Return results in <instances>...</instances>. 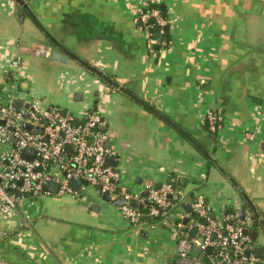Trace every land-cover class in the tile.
I'll list each match as a JSON object with an SVG mask.
<instances>
[{
	"label": "crops",
	"instance_id": "crops-1",
	"mask_svg": "<svg viewBox=\"0 0 264 264\" xmlns=\"http://www.w3.org/2000/svg\"><path fill=\"white\" fill-rule=\"evenodd\" d=\"M154 2L169 20L167 44L149 48L137 8ZM14 75L21 100L35 87L67 98L76 116L98 110L118 159L108 164L127 189L172 181L179 212L197 196L216 220L245 211L264 264V0H0L4 102ZM210 110L224 117L215 133ZM178 260L168 228L132 227L93 187L22 200L15 217L0 219V264Z\"/></svg>",
	"mask_w": 264,
	"mask_h": 264
},
{
	"label": "built area",
	"instance_id": "built-area-1",
	"mask_svg": "<svg viewBox=\"0 0 264 264\" xmlns=\"http://www.w3.org/2000/svg\"><path fill=\"white\" fill-rule=\"evenodd\" d=\"M137 15L147 46H165L169 20L159 4L139 6ZM157 34L162 37L161 41L157 40ZM41 52L45 53L38 50ZM18 67L19 61L14 60L10 71L14 73ZM13 79L12 87L2 88V92L7 93V101L0 99V219L15 217L23 196L45 195L43 184L46 181L58 183L61 196L78 197L87 187L100 188L112 200L126 202L118 208L132 227L162 225L168 228L176 241L179 264H203L204 259L208 264L257 263L254 243L244 233L247 223L238 213L216 220L203 196H197L191 203V211L179 212L176 198L180 192L172 181L160 186L146 181L144 194L127 189L121 184V171L106 162L115 152L106 145L108 136L102 131L105 121L98 110L90 107L76 116L55 105L39 111L36 103L23 100L29 104L25 118L13 105L19 99L14 92L15 75ZM9 88L13 92H9ZM206 118L213 133L221 128L224 120L217 110H210ZM25 124L30 130L25 129ZM246 138L252 140L254 136L247 133ZM67 147L71 149L65 152ZM26 149L34 151V159L22 156ZM75 179L81 181L79 190L71 186Z\"/></svg>",
	"mask_w": 264,
	"mask_h": 264
},
{
	"label": "water",
	"instance_id": "water-1",
	"mask_svg": "<svg viewBox=\"0 0 264 264\" xmlns=\"http://www.w3.org/2000/svg\"><path fill=\"white\" fill-rule=\"evenodd\" d=\"M156 36H157L158 38H160V39L162 38L159 34H157ZM51 59H52V60L65 61V58H62V56H61L60 54H58V53H56V52H54V51L51 52ZM13 105H14V108H15L18 112H20L25 118H27V112H26V109L29 108V104H25V102H24L23 100H21V99H16V100L14 101V104H13ZM25 129L30 130V127H29L27 124H25ZM70 149H71L70 147H67V148L65 149V152H68ZM30 154H31V156H30ZM22 156H23V157H26V158H29V159L32 160V159H34L35 153H34V151H32L31 149H26V150H24ZM111 159H114V160L116 161V165H117V163H118V159H117L116 157H112V156L107 157L106 162L109 163V161H110ZM180 179H183V178H180ZM19 185H22V181L19 182ZM71 186H72L74 189H77V190H78V189L80 188V186H81V181H80L79 179H75V180L71 183ZM59 188H60L59 184L56 183V182H53V181H46V182H44V184H43V191H44L45 193L58 194V192H59ZM97 191H98V194H100V195L102 196V198H103L106 202H109V203H111L112 205H115V206H118V207H119V206H122V205H124V204L126 203V202H125L124 200H122V199H119V200H112V199L110 198L109 195H107V194H103V193L101 192L100 188H97ZM178 198H179V196H178ZM185 206H186V209H187L188 211H191V207H190V206H187V204H185ZM93 207H97V204H93ZM133 207H136V205L133 204ZM240 216H241V219H242L243 221H245V218H246L245 211H241ZM185 222H186V221H185ZM195 232H196V231L194 230V231L192 232V235H194ZM244 233H245V234H248V224H245ZM251 235H253L254 239H256V232H252ZM208 251L210 252V250H208Z\"/></svg>",
	"mask_w": 264,
	"mask_h": 264
},
{
	"label": "rangeland",
	"instance_id": "rangeland-1",
	"mask_svg": "<svg viewBox=\"0 0 264 264\" xmlns=\"http://www.w3.org/2000/svg\"><path fill=\"white\" fill-rule=\"evenodd\" d=\"M17 95L21 96L20 94H17ZM47 99L53 100V102H51L50 105L59 106L60 108L68 112H71L73 110L71 105L68 103L67 98L58 96V98L56 99V94H53V95L42 94L40 91L36 90L35 87H33V89L31 88L29 89V92L27 93L25 100L31 103L39 102V104H41L42 102L44 103V101ZM24 200L30 203L32 201H35V198H26Z\"/></svg>",
	"mask_w": 264,
	"mask_h": 264
},
{
	"label": "trees",
	"instance_id": "trees-1",
	"mask_svg": "<svg viewBox=\"0 0 264 264\" xmlns=\"http://www.w3.org/2000/svg\"><path fill=\"white\" fill-rule=\"evenodd\" d=\"M160 8H161V7H160ZM162 12H163V10H162ZM163 13H164V12H163ZM166 39H167V38L165 37L164 40L167 41ZM23 198L26 199L27 197H26V196H23ZM176 201H177V199H176ZM177 202H178V201H177ZM139 209L141 210L142 207L140 206ZM226 215H228V214H226Z\"/></svg>",
	"mask_w": 264,
	"mask_h": 264
}]
</instances>
